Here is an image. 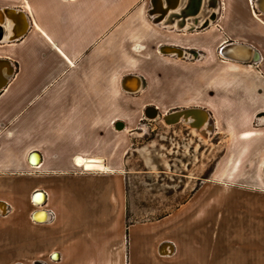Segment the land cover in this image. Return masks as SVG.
<instances>
[{"label":"crops","instance_id":"0c3cea01","mask_svg":"<svg viewBox=\"0 0 264 264\" xmlns=\"http://www.w3.org/2000/svg\"><path fill=\"white\" fill-rule=\"evenodd\" d=\"M0 34V264H264V0H0ZM178 109L208 127L135 165Z\"/></svg>","mask_w":264,"mask_h":264},{"label":"rangeland","instance_id":"374dc122","mask_svg":"<svg viewBox=\"0 0 264 264\" xmlns=\"http://www.w3.org/2000/svg\"><path fill=\"white\" fill-rule=\"evenodd\" d=\"M155 118V117H154ZM154 118H149L147 117L144 121H142L141 123V127L143 128L142 132L139 133V135H136V138L134 139V149H138L141 148L142 152L139 154H136L135 152L130 154V157L133 159L132 161H136L137 163L135 165H141L142 164V160H146L148 162H150L149 159L153 158L152 160H155L158 158V155L156 153V141H160V143H167L169 142L172 147H173V143L176 144V138L178 139V137H176V134L180 133V129L183 127V125L179 122H171L170 118H167L169 120H167L166 118H164L163 120H161V122L159 120H155ZM173 129H178L176 132V134H173L174 136H171V132H169V130ZM170 133V136H169ZM161 147H164V145H162ZM172 147L170 148V150H168V152L163 151L161 152V157L162 159H170L172 158V156H169V154H173L174 155V151L172 150ZM178 150L180 148V146H177ZM152 156V157H151ZM168 156V158H167ZM133 164L135 162H132ZM150 166V165H149ZM153 171L156 172V166L153 167ZM158 175L155 176V178H148L146 182L143 183V186L140 189V195H142V200L138 201V205L139 206H146L148 204V197L150 195V191H153V193L155 195L159 194V182L162 180L161 183H165L167 181H170L169 179H165L162 178L161 180H159V178H157ZM162 186V185H161ZM160 186V188H161ZM163 189L166 188V186L162 187ZM164 195L165 193L161 191V195ZM168 196H172V192H168L167 193ZM155 200V199H154ZM154 200H151L149 203H156ZM161 201V199H160ZM143 216H135V219H143Z\"/></svg>","mask_w":264,"mask_h":264},{"label":"bare ground","instance_id":"6f19581e","mask_svg":"<svg viewBox=\"0 0 264 264\" xmlns=\"http://www.w3.org/2000/svg\"><path fill=\"white\" fill-rule=\"evenodd\" d=\"M28 26H29L28 24H25V26L22 28V30L17 34V37H19L20 35H23L26 32V30H28ZM165 51L166 52H173V53L175 52V54L178 52L180 55L183 54V52L176 51V50H174L172 48H166ZM247 52L248 51H247V48L246 47L244 48V47L238 46V45H229L228 48H227V54H228V56H230L232 58H236V59H241V60L248 59L249 56L247 55ZM136 88H137L136 86H133L130 89H136ZM186 112L187 113H186L185 116L180 117L179 114L177 113V114L171 116L170 119L172 120V122H176L179 118L180 119H184V120H186L188 118L189 121H192L193 123H194V121H197V124H199L198 126L203 125L204 128H207L208 127V125H209L208 120H206V122L203 123L201 119L198 120V119H195L194 118V116L192 115V110L186 109ZM79 162H82V161H79ZM87 164H89V163H87ZM38 200H39L38 202L43 203L42 201L44 199H41V197H40Z\"/></svg>","mask_w":264,"mask_h":264},{"label":"water","instance_id":"95a60500","mask_svg":"<svg viewBox=\"0 0 264 264\" xmlns=\"http://www.w3.org/2000/svg\"><path fill=\"white\" fill-rule=\"evenodd\" d=\"M155 1H157V0H155ZM15 38H17L16 35H14L12 39H15ZM3 39H4L3 34H0V41H2ZM230 45H232V44H230ZM228 46H229V45H228ZM228 46H225V47L221 48V50H220V54L223 55V57L226 58V59H230V60L238 61V60H236L235 58H232V57L228 56V54H227V48H228ZM243 47H246V46L243 45ZM247 49H250V48L247 47ZM243 62H247V61H243ZM177 113L179 114L180 117H182V116H185L187 112H186V110H184V111H179V112H177ZM171 116H172V115H170V117H171ZM170 117H169V118H170ZM166 119H167V118H166ZM167 120H169V119H167ZM178 122H180V120H179Z\"/></svg>","mask_w":264,"mask_h":264},{"label":"flooded vegetation","instance_id":"af4514ba","mask_svg":"<svg viewBox=\"0 0 264 264\" xmlns=\"http://www.w3.org/2000/svg\"><path fill=\"white\" fill-rule=\"evenodd\" d=\"M179 111H184V110H180V109H178L177 111H174V112H172L170 115H173L174 113H177V112H179ZM60 257L58 256V255H55L54 256V259H59ZM40 264H44V263H40Z\"/></svg>","mask_w":264,"mask_h":264},{"label":"built area","instance_id":"2783aa9c","mask_svg":"<svg viewBox=\"0 0 264 264\" xmlns=\"http://www.w3.org/2000/svg\"><path fill=\"white\" fill-rule=\"evenodd\" d=\"M79 166V165H78ZM36 204V203H35ZM52 218V217H51Z\"/></svg>","mask_w":264,"mask_h":264}]
</instances>
